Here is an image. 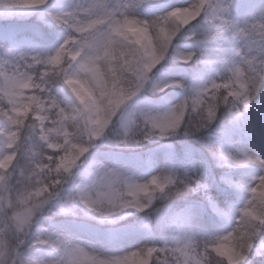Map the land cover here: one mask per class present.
<instances>
[{
	"label": "clouds",
	"instance_id": "1",
	"mask_svg": "<svg viewBox=\"0 0 264 264\" xmlns=\"http://www.w3.org/2000/svg\"><path fill=\"white\" fill-rule=\"evenodd\" d=\"M0 264H264V0H0Z\"/></svg>",
	"mask_w": 264,
	"mask_h": 264
}]
</instances>
